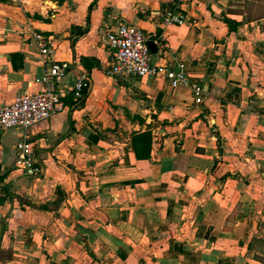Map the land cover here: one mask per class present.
Wrapping results in <instances>:
<instances>
[{
  "label": "crops",
  "instance_id": "obj_1",
  "mask_svg": "<svg viewBox=\"0 0 264 264\" xmlns=\"http://www.w3.org/2000/svg\"><path fill=\"white\" fill-rule=\"evenodd\" d=\"M119 21L147 33L153 64L184 62L201 101L164 76L108 75ZM33 33L68 64L65 105L0 129V264H264V0H0V104L41 88ZM25 133L35 175L15 162Z\"/></svg>",
  "mask_w": 264,
  "mask_h": 264
},
{
  "label": "built area",
  "instance_id": "obj_2",
  "mask_svg": "<svg viewBox=\"0 0 264 264\" xmlns=\"http://www.w3.org/2000/svg\"><path fill=\"white\" fill-rule=\"evenodd\" d=\"M185 16L181 13L167 12V23L181 24ZM32 39L38 48L39 59L47 65L37 79L41 88L34 92H23L8 104H0V129L20 127L24 130L33 124L47 120L64 108L66 93L57 88V79L68 69L65 61L53 60L54 40L50 35L33 33ZM103 39L110 52L111 59L106 65L108 75L116 77H156L164 76L171 85L189 84L200 102L203 87L197 83H189L184 62L156 65L151 62L149 36L141 28L124 21H119L114 28H109ZM89 78L80 75L72 89V101L78 103L89 88ZM37 141L24 134L14 145L15 162L26 175H35L40 166L35 155Z\"/></svg>",
  "mask_w": 264,
  "mask_h": 264
},
{
  "label": "trees",
  "instance_id": "obj_3",
  "mask_svg": "<svg viewBox=\"0 0 264 264\" xmlns=\"http://www.w3.org/2000/svg\"><path fill=\"white\" fill-rule=\"evenodd\" d=\"M131 143H132L133 151L137 158H148L149 157L150 147H151L150 131L134 133L131 137Z\"/></svg>",
  "mask_w": 264,
  "mask_h": 264
},
{
  "label": "rangeland",
  "instance_id": "obj_4",
  "mask_svg": "<svg viewBox=\"0 0 264 264\" xmlns=\"http://www.w3.org/2000/svg\"><path fill=\"white\" fill-rule=\"evenodd\" d=\"M260 7L259 6H257V7H255V8H253V10L255 11V12H257L258 11V9H259ZM250 9V8H249Z\"/></svg>",
  "mask_w": 264,
  "mask_h": 264
},
{
  "label": "water",
  "instance_id": "obj_5",
  "mask_svg": "<svg viewBox=\"0 0 264 264\" xmlns=\"http://www.w3.org/2000/svg\"><path fill=\"white\" fill-rule=\"evenodd\" d=\"M149 47H150V49H153V45L150 44Z\"/></svg>",
  "mask_w": 264,
  "mask_h": 264
}]
</instances>
